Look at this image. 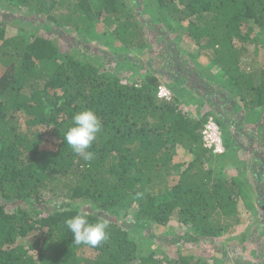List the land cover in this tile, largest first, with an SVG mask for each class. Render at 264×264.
<instances>
[{
	"label": "trees",
	"instance_id": "obj_1",
	"mask_svg": "<svg viewBox=\"0 0 264 264\" xmlns=\"http://www.w3.org/2000/svg\"><path fill=\"white\" fill-rule=\"evenodd\" d=\"M91 2L0 0V264H264L263 254L256 263L245 261L241 251L242 257H235L223 248V258L214 263L183 254L172 259L143 254L147 239L125 225L128 217L133 223L158 226L174 221L185 229L183 234L192 232L199 242L216 243L242 228V203L264 219V176L256 175L252 200L243 170L233 178L211 170L218 160L233 164L236 155L248 151L232 147L236 136L226 131L223 119L204 107L193 118L177 103L178 94L168 102L156 97L160 85L174 91L180 82L194 95L181 98L210 99L209 81L217 96L228 99L224 103L231 108L236 131L242 128L243 112L245 117L253 116L257 107L264 112V86L254 83L264 77V0H97L92 7H98L96 12ZM152 2L158 10V21L152 22L160 23L165 15L182 30L178 44L193 48L170 52L174 65L162 81L142 72L143 60L149 66L158 62L159 46L138 43L142 31L148 34L144 28ZM125 14L145 25L131 23ZM98 20L122 47L140 49L142 62L134 63L135 72L122 80L106 73L111 62L89 56L100 47L83 39ZM6 22L18 25L16 36L4 39ZM166 32L165 26L156 30V40L162 41ZM99 45L109 47L110 42ZM179 54L198 58L199 70L182 71ZM120 61L121 66L129 64L128 57ZM216 68L225 83L213 74ZM128 79L134 83H125ZM85 108L102 124L89 149L94 157L87 162L63 143L73 115ZM209 117L220 128L225 149L221 157L202 143ZM260 129L264 134V121ZM178 150L183 161L176 160ZM258 166L264 167V154ZM175 175L178 180L170 186ZM82 202L107 216L83 209ZM78 213L90 222L105 220L108 239L96 247L76 244L64 222ZM247 237L236 238L242 242ZM77 251L88 255L77 256Z\"/></svg>",
	"mask_w": 264,
	"mask_h": 264
},
{
	"label": "rangeland",
	"instance_id": "obj_2",
	"mask_svg": "<svg viewBox=\"0 0 264 264\" xmlns=\"http://www.w3.org/2000/svg\"><path fill=\"white\" fill-rule=\"evenodd\" d=\"M126 1L127 3H129V0H126ZM96 2L97 0H92L91 6H90V9L95 12L97 11L98 7L96 8L95 7L92 8V7ZM148 3H151V1H148ZM152 3L154 4V2ZM153 6H154L153 9L148 11V14L150 16L148 15L147 19L148 18L149 19L148 20L146 19L147 21L145 23H147V25H145L138 17H133L130 19L129 18L130 16L128 14H125V15L128 21H131V23L139 22L140 24L142 23L141 25H145L144 32L146 29L149 35L146 33L147 35L146 36L145 34H143V31H142L141 36L138 39L139 44L145 43L146 45L144 47L151 46L152 48L155 46H159V49L156 50L157 51L156 54H158L160 50L162 52L160 54L162 55L160 58H158V62L149 66V65H146V62L143 60L144 69L142 72L144 76H146L147 74H150L151 76L157 77L159 80L162 81V78H165L166 73L170 71V69L174 65V60L172 57L173 55L170 52L175 49H179L182 51L184 50L191 51L193 50V48L191 47L187 48L185 45H181L180 43L178 44L180 37H181L182 30H180L179 27L175 23L170 22L169 20H166L165 15L161 17L162 22L160 21V23L162 25L157 22H152V19L155 21H158L157 19L158 10L155 4ZM144 10L145 11L147 10L146 6L144 7ZM6 12L8 14L16 13L15 10L10 11L9 9H7ZM131 12L136 13L137 10H132ZM152 23L156 24L154 25L155 27L151 25ZM6 24H7L6 26L7 29L5 31L4 39L14 37L19 33L16 31L17 30L16 27L18 25L15 22L12 24H9V22H6ZM164 26L167 32L164 35V37H162V41L158 42L155 38L156 30L162 29V27ZM110 32L111 31H109V29L103 25V22L98 20L96 27L89 34V36H91L92 34L95 37L88 36V38L83 39V40L84 42L90 44L91 46L97 45L98 47H100V51H96V53L95 52L91 53L88 50H86L90 53V54L89 53L87 54H89V56H91L92 59L101 60L104 62L105 61L111 62L110 65L106 67L107 68L106 73L108 74L109 77H112L114 75L116 79L122 80L128 73L135 72L132 66L134 65V63L139 64L142 62L138 58L140 57V52H139L140 49L134 48V46L130 48L127 46L126 48L122 47L121 44H119L114 39H111L109 37ZM72 35L75 36L76 38L78 37V35H76L75 33ZM26 37L27 39H29V42L32 41L30 36H26ZM106 40L110 42L109 47L99 45L101 42L105 43ZM168 40H171V42H169ZM157 42L161 45L155 44ZM165 42L167 43L165 44ZM0 43H1V40H0ZM85 49L83 48L82 51L83 50L85 51ZM170 54L171 56H169ZM179 55H180V58L178 57L179 60L177 62H179V65H180L179 67L182 69V71L184 70L186 72H192L195 70L196 71L199 70V68L196 67V63H195L197 62L198 58L194 57L193 59H191L185 55H181V54ZM118 57H120V60L126 59L128 57L129 64H126V65L123 64L124 66H121L120 65L121 61L117 60ZM142 59H145V55L143 56ZM192 64H195V65L193 66ZM2 66H3V63L0 62V72L3 69ZM212 70H213L212 71L213 74L217 73V75H220L219 76L220 80H223L224 81L223 83H225L226 78L223 77V74L218 70V68L212 69ZM176 73L178 75L182 74L181 71L176 72ZM160 74H162V77H160ZM125 83L133 84L134 82L128 79L125 81ZM254 83L255 84L260 83L258 87H260L261 84H262L261 87H263L264 77H261V79H256ZM207 84L209 86L210 94L213 95L211 96L210 99L204 100L202 98L203 95L200 97V99L195 98V101L181 98V97H184L185 95H189L193 97L194 95L191 93L192 92L191 89L188 90L187 87L182 88L180 82H178V87H174L173 89L174 91H171L172 99L173 100L178 99L177 103H179L180 107H182L193 118L194 116L198 115V113L200 112V108L204 107V109L206 110L209 109L207 110L208 114H212L216 118L218 116L219 118L223 119V123L226 122L228 124V125L225 124L226 131L232 135L233 134L236 135V140H237L235 143L233 142L231 144L232 147L240 148L241 150L245 148L248 151L246 154L240 152L241 154L236 155L237 162L233 164L230 163V161L222 162V159L221 161L218 160L217 163H213L210 166L212 168L211 170H213L215 175L220 174L223 178L236 177L238 176L239 172L243 170V173H244L243 179L247 180L249 185H251V189H252L251 190L250 187L248 186V189L246 190V192L248 193L249 198L254 200L255 193L257 192V190H255L257 186L256 175L260 177L264 176V167L260 168L258 166L259 159L264 154V139H263L264 134L260 130V126L263 125V121H264V112L263 111L260 112L259 107L255 108V110L253 111V116L252 117L250 116V118H248L249 120L246 121L245 123L244 122L241 123V127H242L241 131L239 130L240 132H235L234 126H233L235 123L233 125L229 123L233 120L232 114L230 111L231 108L229 109L228 106L225 105L224 102H226V100H223L222 98L217 96L218 89L214 88L209 83V81L207 82ZM235 91L237 94L238 91L237 90ZM198 93H199L198 96L202 94L201 92H198ZM176 94H178L177 99H176ZM232 94L235 96V92L232 91ZM261 99L264 100V94L261 96ZM245 137L249 139V142H248L249 145L246 142L247 140ZM53 139L54 138L50 137L48 141L51 142L53 141ZM251 141H253V143ZM178 151H179L178 152L179 154H178V157H176V160H178V162L179 160L183 161L185 157L183 154V151L182 150H178ZM182 154L183 156H181ZM224 154L220 155V157L223 156ZM185 155L188 156L187 153ZM255 161H256V164H255ZM177 180H178L177 175H175V178L174 177L171 178L170 186H173L177 182ZM261 183L263 185L264 181H262ZM242 187H243L242 189L247 188V186L245 187L244 185ZM248 190L250 191L248 192ZM262 190H263L262 188L259 189V192L261 193ZM262 194L264 193L262 192ZM81 205H82V208L87 211H89L90 209L93 212H97L98 216H102L104 218L107 216L106 213L95 210V206L91 205L89 202H86V203L82 202ZM260 208L264 211V206ZM240 210L242 212V217H241L242 219L241 224H243L242 228L238 227L233 233L224 234V236L219 238V242H216V243L199 242L197 237H195V235L192 232H187L189 235L183 234V231L185 229L182 227H181V230L177 228L176 225H174L175 223L174 221H170L165 226H158L155 224L153 225V224H148L145 222L143 224L133 223L132 220H130V218L128 217L127 219H125V222L127 223L125 225H128L129 229L133 228L135 235L138 233L139 235L147 239L145 244L142 245L143 254L146 252L148 254L154 252L156 256L165 257L166 259H172V258H175L177 255L183 254L185 256L186 255L193 256L194 259H203L204 261H208L207 263H214V259L216 260L217 258H223V254L219 251L223 248L224 252L227 254L234 253L235 257L236 255H238L239 257H242V254H243L245 261L251 260L257 263L259 262L258 260L260 259V255L262 254L264 255V219L262 218L261 212L257 211V215H254L252 209H250L243 203L241 204ZM121 214L123 213L121 212ZM250 226L252 228H250ZM187 230L188 229H186V231ZM245 235H248V237L244 241L242 242L237 241L236 237L238 236L243 237ZM260 247H261V250H260ZM239 251H241L242 254ZM253 252L255 253L256 258L253 257ZM87 255H88L87 252L77 251V256L82 257V256H87ZM261 260L264 262V259L262 258V256H261Z\"/></svg>",
	"mask_w": 264,
	"mask_h": 264
},
{
	"label": "clouds",
	"instance_id": "obj_3",
	"mask_svg": "<svg viewBox=\"0 0 264 264\" xmlns=\"http://www.w3.org/2000/svg\"><path fill=\"white\" fill-rule=\"evenodd\" d=\"M160 86L165 87L170 93L169 100L158 97V88ZM160 86L156 90L157 99L167 102L172 100L171 90L164 85ZM101 129L102 124L96 113L91 109H82L73 115L72 122L63 135V143H66L84 161H91L94 153L89 149ZM64 223L76 244L96 247L108 239V223L105 220L90 222L86 215L78 213L67 218Z\"/></svg>",
	"mask_w": 264,
	"mask_h": 264
},
{
	"label": "built area",
	"instance_id": "obj_4",
	"mask_svg": "<svg viewBox=\"0 0 264 264\" xmlns=\"http://www.w3.org/2000/svg\"><path fill=\"white\" fill-rule=\"evenodd\" d=\"M158 97L169 100L170 93L165 87L160 86L158 88ZM201 135L204 148L210 150L214 155L224 154L225 150L220 128L213 117H209L204 123Z\"/></svg>",
	"mask_w": 264,
	"mask_h": 264
},
{
	"label": "crops",
	"instance_id": "obj_5",
	"mask_svg": "<svg viewBox=\"0 0 264 264\" xmlns=\"http://www.w3.org/2000/svg\"><path fill=\"white\" fill-rule=\"evenodd\" d=\"M194 50H195V49H194ZM203 62H204V60H203ZM224 76H225V74H224ZM224 78H225V77H224ZM258 84H259V83H258ZM212 86H213V85H212ZM213 87H214V86H213ZM214 88H216V87H214ZM256 88H257V87H256ZM216 89H217V88H216ZM235 93H236V91H235ZM223 100H226V99H223ZM226 101H228V99H227ZM240 105H241L242 108L245 107L244 104H243L242 102H240ZM228 108H229V107H228ZM242 115L244 116V119H242L241 123H242V122L245 123L246 121L249 120L248 118H250V117H249V116L245 117L246 115H245L244 112H243ZM250 115L252 116V114H250ZM232 119H235V118H234V115H232ZM229 123L233 125L234 123L236 124V121L234 120L233 122H229ZM225 124L228 125L226 122H225ZM235 124H234L233 126H235ZM241 129H242V128H241ZM260 130H261V129H260ZM234 131H235V132H240L241 130H240V131H236L235 128H234ZM233 135H234V134H233ZM234 136H236V135H234ZM245 138H246V137H245Z\"/></svg>",
	"mask_w": 264,
	"mask_h": 264
}]
</instances>
